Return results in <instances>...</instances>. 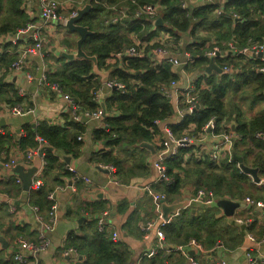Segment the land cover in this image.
<instances>
[{
  "label": "crops",
  "instance_id": "obj_1",
  "mask_svg": "<svg viewBox=\"0 0 264 264\" xmlns=\"http://www.w3.org/2000/svg\"><path fill=\"white\" fill-rule=\"evenodd\" d=\"M87 1L88 0H82L81 6H76L75 10L77 7H84ZM226 1L227 0L214 1V3L217 4L216 8L224 9L223 14L225 13ZM129 2V0H123L119 4L112 5H118V7H128L129 10ZM138 2L140 3L139 0ZM112 5H106L107 9L112 12L111 15L107 17L106 23L111 22L113 17L117 18V21L114 23L122 22L126 19L140 20L142 18L150 22V28L148 31L154 32L151 37H142L136 30L130 32V37L132 38L133 43H139L138 48L143 50V52L146 53V56H150L153 65L157 66L162 63H168L177 73V79H172L168 82H159L157 84L159 92L171 105L172 112L165 117L163 123L159 125L153 124V126L151 125V127H147L149 132L152 133V138L150 140H137L135 142V145H138L137 150L134 149L135 145H131L130 148H123L124 143L127 141L126 138H124L122 142H111V140L118 138V134L110 129L109 120L117 117L120 114V110L115 105L109 108L108 102L115 90L124 92L127 87L125 86L124 89H120L118 87H108L105 81L108 79H116L123 82L118 77L113 75V71L114 68L117 67L125 68V63H127L126 60L129 58H115L113 54V56L107 59V63L110 65L108 66V64L105 63L102 69L99 68L102 72H108V78L103 80L104 76L96 72V74L99 75L100 81L96 88L91 90L90 101L94 107H85L81 103L80 98L74 96L70 91L62 87L66 93H69L75 101L78 102L79 113H83L85 110H97L101 106L106 108V113L100 118H85L84 121H77L75 119L74 112L69 108L68 103L63 99V96L60 93L50 90L47 86L40 85L38 81V71L41 65H44L46 68L44 70L42 69V72L45 74L47 79V71H52L54 68L62 65L63 62L59 61L60 58L64 57V59L68 61L79 59L69 58L63 54H72L77 51L79 34L68 29L61 23L55 22L51 19L41 18L39 0H26L24 8L29 18L28 21L30 19L37 20L43 27L42 33L46 34L49 40L43 48V55L31 57L29 59L28 64L31 66L30 70L36 75V78L29 79L26 76L28 73L26 70L17 72L11 68V65L10 67L0 65V81L8 85H12L16 91L18 90V94L20 96H22L21 91L25 92V95L22 96V104L26 108V111L20 114L13 113L9 110H3L0 112V135L9 134L13 137V141H17L22 134H26V128L29 125L32 126L33 130H37L44 125L52 126L59 129L58 135L61 140V145L54 147L46 138L44 140L47 144L41 145L37 140V136H42L39 134L35 135L36 145L28 146L26 151L19 148V146L15 143L11 144L6 142L3 145L0 144V203L4 204L8 209V214L7 212L4 214L0 212V214H2L0 216H3L2 221L0 220V237H3L6 242L4 244L0 240V264H17L13 258L16 253L23 254L25 257L24 264H81L86 258L85 254L81 253L76 246L70 243L71 241L69 236L73 233H77L79 235H91L96 228L104 230L105 227L108 228V233L112 236V238L113 232L117 231L119 235L117 240H122V242H124L126 247L129 249L131 257L126 264H143L142 257L144 252L157 245V238L155 232L146 236L142 230V223L149 219H155L160 213L164 215L162 202H160L159 207L158 203L153 198V194L148 193L144 189V187L150 186L153 188V191L162 192V190L158 188L161 182L158 180V172L153 164V160L160 152V144L158 145L156 141L161 140L160 138L165 139L166 136L164 126L166 123H168L173 129V127L180 124L186 116L191 115L187 112L181 114L178 111L175 100V89L180 91V89L195 84L200 107L202 90H210L214 84H219L220 76L224 73H227L234 78L236 73L241 71L240 66L236 67L235 64L229 63L226 60V57H229L230 55L235 57L230 54L227 46V42L233 40L234 37L227 41H223L222 47L225 48L222 49L218 45V39L215 36L210 35V40L207 42L205 54L216 46L219 48V53L214 57L206 55L208 57V62L204 65L195 66L197 56L187 48L189 42L192 41V38L189 35L179 33V37H176L170 31L164 29V22L162 25H158L157 22L147 20L145 17L137 19L132 18L130 15L127 17H121L120 14L117 15L118 13L110 8ZM156 5L161 7L163 13V6L159 3ZM64 13L67 14L68 11L66 10ZM143 29L145 30L144 23ZM15 31L1 34L0 39H2V42H0V44H5L3 39H7L11 34L15 33ZM206 35L209 36L207 31L202 29L198 31V36L204 37ZM130 45L131 44L125 46L123 49ZM245 45L246 44L238 46L242 48ZM158 47L166 49L168 55L165 56L162 54H155L154 50ZM10 49V54H15L16 58L17 54L14 52L15 47L10 46ZM186 53H191L194 58L189 66L183 64L175 65L169 62L170 57L178 58L180 61L185 60ZM240 56H243L245 61L251 59L254 61L258 60L251 58L249 55ZM212 58H214L215 64L222 69V72L215 68L210 72L206 70V67L210 64ZM218 58H222V60L218 61ZM124 59L126 60L123 61ZM225 63L233 65L234 71L231 72L224 70L223 67ZM93 66H95L94 62ZM262 76L264 77V75ZM212 77H214V80H212ZM173 80H176V85H172ZM133 83H140V81L134 80ZM257 87V83H252L250 85H245L242 89H240L238 92L241 93L240 95L228 94L225 102L230 120L228 119V122L223 121V125L226 127L227 131L236 133V116L231 110L233 102L238 103L241 107L245 119H251L255 116L264 114V98L260 95V91L257 90ZM229 99H231V103L228 102ZM242 101L243 103H248L250 109H256V111L252 115H249L246 109H244V106L241 103ZM2 104H0V106ZM53 106H61V109H55ZM180 108L183 109L184 105L180 104ZM96 129H105L106 131H110L111 133L108 139L97 137L95 135ZM76 131L79 132V135L77 134L78 136L82 135L83 137L74 147L70 146L68 148L67 143L68 141L74 139ZM258 134L263 136H259ZM256 136L263 140L264 132H257ZM200 139L201 138H198L194 142L197 146V148H195V152L198 157L204 158L206 154L212 152L217 140H214L210 134H207L205 139ZM147 143L152 144L154 150L149 147ZM251 143L253 142L250 139L241 140L238 148L242 150V152L240 155H237L242 156L245 149L254 148V152L248 154L247 157L249 164H246L249 166H252V161L257 159L258 156H256V153L261 152V147H255L254 145H251ZM36 149L39 150L31 158L30 164L22 161L19 163L24 165L25 169L36 166L37 171L35 173L39 172L44 182L48 180V186H53L54 188V185L56 186L57 184L55 181L60 178L61 181H64L63 184H71L70 173H68V171H71L68 170V165L73 167L79 175L88 177L91 180V182H87L83 178L79 179L73 182L75 190L68 188L64 191L57 192L58 220L54 229L51 231H47L42 228L38 219V214L33 208L35 205L30 202V196L28 197L27 202L23 203L22 198L24 195V189L22 180L19 182L18 179L20 177L16 175L13 170L6 167V164L10 163L13 159L20 161L24 153ZM42 149H44L43 152ZM48 150H51L54 156L57 157V162L56 167L47 170L49 174L45 175L46 171L44 170L47 166L45 156ZM109 152L116 158L113 160H107L109 156H103L102 159H99L100 155ZM167 155L168 154L166 153V156ZM234 155L235 154L233 153L232 155H229L230 160L235 159ZM223 156L225 155H222L221 157ZM121 158H123L121 163H124L122 164L124 167L138 165L139 169L129 171L127 174H124L123 172L118 174L119 164L117 165L115 160L118 161ZM106 165L114 166L115 170L112 171L108 169ZM237 165L241 169L239 163H237ZM258 174L262 178V181H264V173ZM12 176H16L17 182L21 184V192L19 194L10 193L6 189L5 182L9 180L10 177L12 178ZM250 177L255 182L251 175ZM261 182L256 183L258 186H261ZM251 190L254 191V189ZM211 191L216 197V193L213 190ZM261 193L264 194V192ZM195 197V189H185L183 197L176 202L189 198V204L183 208L193 207V205L202 206L203 204L196 201ZM11 198L15 200V205L17 206L16 214H11L9 212V202ZM245 198L238 200L240 202H244L245 205L236 208L233 216H226L222 208L219 211V215L221 217L223 216L222 222L231 225L236 230L234 234L235 238H237L236 243L233 241H229V244L218 243L210 250H207L206 248L199 250L188 246L187 243L191 238L186 244L166 243V248L174 250L167 253L163 262L167 261L170 264H191L192 259H199L208 264H216L220 262H225V264H251L249 263L246 254L247 248L251 247L252 254L257 258L256 262L264 264V242L261 241L264 230V207L258 204L256 206H251L249 203L245 202ZM100 201L105 202L103 211L100 209L101 212L97 211L95 213H90L89 210L84 209L88 202L92 204L90 208L95 209V203ZM166 202L168 204L175 203L169 201ZM258 202H262L264 204L263 201L259 200ZM216 204L217 202L215 201L211 205L203 206H213ZM181 209H177L179 213ZM177 210L170 213L169 216L174 215ZM104 212L110 213L107 218V224L101 229L98 217ZM179 213L177 215H179ZM133 214H137V217L131 224H129V226H126L128 220H130ZM175 216L176 215H174L173 218ZM250 217L254 220H250L245 223H239L235 220L236 218L247 219ZM18 227L24 229L23 232L18 234ZM42 234L49 240L50 245L47 246L45 250L39 251L37 255H33L29 250L24 248L20 238L31 242H38ZM249 235H253L256 241L251 242L249 240ZM177 247L183 248L177 250Z\"/></svg>",
  "mask_w": 264,
  "mask_h": 264
},
{
  "label": "trees",
  "instance_id": "obj_2",
  "mask_svg": "<svg viewBox=\"0 0 264 264\" xmlns=\"http://www.w3.org/2000/svg\"><path fill=\"white\" fill-rule=\"evenodd\" d=\"M26 0H0V35L15 31L23 26L28 21L24 3ZM123 0H92V8L86 13L80 21L82 25H86L93 32L83 43V49L87 55H97L98 68L107 63V59L113 56L114 53L121 51L125 46L132 44L133 40L130 37V32L136 30L142 37L149 38L154 32H149L150 22L145 19L134 20L126 19L118 23H106L107 17L111 15V10L107 9V4H119ZM130 1V0H129ZM140 3L161 4L163 13L161 17L164 22V29L170 31L176 37L179 33L189 35L192 41L187 45L196 57L197 65H204L208 62V57L205 54L207 42L210 40V35L218 39V45L222 47V42L234 37L238 45L247 43L248 38L264 42V0H227L225 5V13L221 16L214 14L217 7L216 3L200 4L194 6L189 12L180 6V0H139ZM236 13L238 17H233ZM145 24V30L143 29ZM202 29L207 31L209 36L200 37L198 31ZM127 59V58H126ZM124 59L123 61H125ZM15 60V54L5 52L0 56V65L10 67ZM222 58H218V61ZM229 63L235 64L236 67H241V71L237 72L234 78L224 73L220 76V83L214 84L208 90L201 91L200 107L193 114L186 116L180 124L173 127V131L181 136L183 132L191 125L194 130L191 132L197 134L202 130L203 126L212 118L215 117L217 133L226 129L223 121L228 122L229 112L226 108L225 99L228 94H236L245 85L257 83V90L264 98V77L256 72L255 66L259 63L258 60L245 61L243 56L226 57ZM62 61L60 67L54 68L52 71H47V80L49 84L56 83L66 90L70 91L74 96L80 98L81 103L85 107H94L91 98V90L99 84V75L94 71L92 60L88 58H79L73 60ZM125 63V68H114L113 75L126 83L124 92L115 90L109 99L108 107L116 106L120 110V114L109 120V126L112 131L118 134L117 139L111 140L113 143L122 142L124 138L127 141L123 148L134 146L137 140H150L152 133L147 127L153 126V121L156 118H165L172 112V107L168 100L161 95L157 84L159 82H168L172 79H177L178 75L173 70L170 64L162 63L161 65H153L150 56L143 58H128ZM108 64V63H107ZM106 64V65H107ZM124 64V63H123ZM110 64H108L109 66ZM134 71V72H133ZM134 80H139L140 83H133ZM214 80V77H212ZM23 102V97L18 94V90L6 83L0 81V104L16 105ZM236 119V139L233 145L232 153L240 155L242 150L238 148L241 140L250 139L255 147H261V152L256 153L257 159L252 161V166L259 168V173H264V139L256 136L257 132H264V114L255 116L251 119H245L244 113L238 103L233 102L232 109ZM230 120V119H229ZM26 134H22L17 141H13V137L9 134L0 135V144L6 142L15 143L19 148L27 150L28 146H35V135H42L43 139L54 147L61 145L58 128L52 126H42L37 130H33L29 125L26 128ZM110 131L105 129H96L97 137L107 138ZM76 131L74 139L68 141V148L74 147L78 142ZM240 138V139H239ZM195 144L181 147L177 154L167 157L165 160L168 174L172 177L170 181H162L158 188L166 194V200L176 202L180 200L185 189L193 188L213 190L216 193V202L218 198L229 197L234 200H242L246 196L253 198L255 201L264 202V181L258 186L252 180L249 174L241 171L235 159L230 160L229 154L220 157L219 160H214L211 153L206 154L204 158L196 155ZM254 152V148L245 149L242 156L244 162L248 163V154ZM189 154L187 157L186 155ZM113 160L116 157L112 154L105 153L102 157ZM47 166L44 171L45 175L49 174L47 170L56 167L57 157L54 156L51 150L46 152ZM106 160V161H107ZM118 166V174L123 172L127 174L129 171L139 169L138 165L124 167L121 163L123 158L115 160ZM249 164V163H248ZM70 173V177L73 173ZM57 184H63L61 178L55 181ZM48 180L39 189H31L29 196L30 202L40 208L43 214H47L50 209L51 201L47 198L53 186H48ZM6 189L10 193L21 192V184L17 182V177L12 176L5 182ZM55 186V185H54ZM251 189H254L252 191ZM105 202H96L95 209H91L92 204L88 202L84 207L90 213L104 210ZM211 205V204H210ZM221 208L219 206H194L180 210L179 215H176L172 221L166 224L163 229L165 232V242L175 244H186L190 238H196L203 246L210 250L218 243H227L229 241L237 242L235 238V229L226 223L222 222V217L219 215ZM0 212L8 214V209L4 204L0 203ZM101 212V211H100ZM2 215V214H0ZM137 217L133 214L128 220L126 226L132 223ZM3 216H0L2 221ZM93 221V220H92ZM24 229L17 228L18 234ZM240 237V236H239ZM70 243L83 254L85 260L81 264H126L131 253L122 240H114L108 233V228L104 230L95 229L91 235H79L73 233L69 236ZM164 250H160L155 257H142L143 264H160L166 256ZM18 264V263H17ZM255 264H260L256 262Z\"/></svg>",
  "mask_w": 264,
  "mask_h": 264
},
{
  "label": "built area",
  "instance_id": "obj_3",
  "mask_svg": "<svg viewBox=\"0 0 264 264\" xmlns=\"http://www.w3.org/2000/svg\"><path fill=\"white\" fill-rule=\"evenodd\" d=\"M82 0H64V1H58V0H39V8H40V16L43 19H51L55 22L61 23L62 25L66 26V23L68 19L71 16H74L77 14V11L75 10L76 6H81ZM215 0H180V6L184 10H188L189 12L194 8V6L200 5V4H209L214 3ZM130 8L128 10V7H118V5H112L110 8L113 9L115 12H117L121 17H127L131 16L132 18H141L145 17L147 20H151L152 22H156L159 17H161V7L156 4L152 3H146L141 4L138 2V0H130L129 2ZM67 10L68 13H64ZM216 15H221L224 12L223 8H216L215 9ZM233 17H238L236 13L233 14ZM117 21V18L113 17L111 19V22L114 23ZM43 27L40 23H38L37 20L30 19L23 27L17 28L15 33L11 34L7 39H3L5 44H0V56L4 54L5 52L11 53V47H15L14 52L17 54V57L11 64V68L14 71L20 72V71H28L26 76L29 79L36 78V75L31 72L30 68L31 66L28 64L29 59L31 57L35 56H41L44 54V46L46 42H48V37L46 34L42 33ZM233 40L227 42L228 49L230 51V54L234 55L235 57H240V55H249L251 58H255L259 60V64L255 66L256 72L264 75V42L255 40L253 38H249L246 45L240 48L236 42V40ZM0 42H2V39H0ZM48 44V43H47ZM139 43H133L127 48L114 53L115 58H142L146 56V53L143 52V50L138 48ZM155 54H162V55H168V52L166 49L162 47H158L154 50ZM219 53V48L216 46L211 51L206 52V55L209 57H214ZM193 55L191 53L185 54V60L180 61L178 58L170 57L169 62L171 64H183L189 66L191 61H193ZM155 63V62H154ZM42 69L44 70L46 67L44 65H41ZM224 70L226 71H234L233 65H230L228 63H225ZM40 85L47 86L50 90L55 91L56 93H60L63 96V99L68 103L69 108L74 112L75 119L77 121H84L85 118L87 119H95L100 118L102 115L106 113V108L104 106H101L97 110H85L83 113H79V104L75 101V99L69 94L64 91L62 86L53 83L49 84L45 74H41V78H39ZM108 87H118L120 89L125 88V83L118 81L116 79H108L105 81ZM176 80L172 81V85H176ZM21 95L24 96L25 92L21 91ZM175 100L178 111L183 114L184 112H187L189 114H192L197 108H199V100H198V93L196 92V86L195 84H192L188 87H185L183 89H175ZM23 102L12 105V104H5L3 103L0 106V112L3 110H9L13 113H23L26 111L25 106L22 104ZM180 104L184 105V108H180ZM164 119H154L153 124L159 125L163 123ZM194 126H190L182 136H177L175 132L173 131L172 127L166 123L164 126L165 131V139L160 138L161 140L156 141L160 147V152L157 155V157L153 160L154 167L156 168L158 172V180L160 182L162 181H170L172 177L168 174V169L165 163V160L167 159V156L175 155L178 153L181 147L184 146H190L193 145L194 142L201 138L200 140H203L206 138L207 134H210L211 137L214 140H217V143L215 144L211 156L214 160H219V158L222 155H232L233 151V145L234 141L237 137L236 133L227 131V129L222 130V132L217 133L215 130L216 128V122L215 117H212L202 128L201 131H199L197 134L191 133L193 131ZM229 130V129H228ZM259 136H263L258 134ZM82 135L78 136V139H82ZM37 140L40 142V144H47V142L41 137L37 136ZM36 150H30L24 153L22 159L18 161L17 159H13L10 163L6 164L7 168H10L13 170L19 162H25L27 164H30L31 158L34 156V154L38 151ZM166 153L168 154L166 156ZM187 157L189 154L186 155ZM106 167L112 171H114V166L112 165H106ZM68 170H70L73 175L70 177L71 184H56L52 190L49 191L47 198L51 201V206L47 214H43L40 211V208L38 206H33L34 210L38 214L39 222L44 230L51 231L54 229L57 220H58V202H57V192L58 191H64L68 188L74 189L73 182L77 181L79 179H84L87 182H91L90 178L79 175L71 166H67ZM19 182H21V179H18ZM44 185V181L41 177V174L35 173L33 177V182L31 185V189H39L41 186ZM144 189L148 192L153 194V198L158 203V206L160 207V202L167 201L166 200V194L164 192H155L153 191V188L148 186L144 187ZM195 200L202 203L203 205H210L216 201V197L214 193L211 190L206 189H198L196 192ZM245 202L249 203L251 206L262 205L264 207V204L262 202L255 201L253 198L247 196L245 198ZM9 212L11 214H16L17 212V206L15 205V200L13 198L10 199L9 202ZM110 212H104L98 217V222L101 227V229L107 224V218L109 217ZM179 211L174 215H177ZM169 216L167 219L164 218V215L162 213L158 214V216L155 219H149L142 223V230L147 236L148 234H151L152 232L156 233L157 238V245L150 250L144 252L143 256L152 258L155 257L160 250H164L167 253H170L174 249H168L166 248V242H165V232L163 227L170 222V220L173 218V216ZM236 222L239 223H245L250 220H254L252 217L243 219V218H236ZM109 223V222H108ZM111 225V224H109ZM118 232H113V238L115 240L118 239ZM22 240V244L24 248L29 250L33 255H37L39 251H43L46 249L47 246L50 245V242L48 239L45 238V236L42 234L40 237V240L38 242H31L27 241L23 238H20ZM249 240L251 242H255L256 239L253 235H249ZM262 242H264V230L262 234ZM188 246H191L192 248H196L199 250H203L205 247L203 244L198 241L196 238H191L189 242L187 243ZM183 247L176 248L177 250L182 249ZM247 259L249 263L255 264L257 261L256 256L252 254V248H247ZM14 260L18 264H24L25 257L22 253H16L14 255ZM162 264H170L169 262H163ZM191 264H208L204 263L199 259H192ZM216 264H225V262H220Z\"/></svg>",
  "mask_w": 264,
  "mask_h": 264
},
{
  "label": "water",
  "instance_id": "obj_4",
  "mask_svg": "<svg viewBox=\"0 0 264 264\" xmlns=\"http://www.w3.org/2000/svg\"><path fill=\"white\" fill-rule=\"evenodd\" d=\"M92 8V0H88L86 5L82 8L77 7V14L74 16H71L67 23H66V27L72 31H75L79 34V40L77 42V51L75 53L72 54H67V53H63L64 55H66L69 58H88L90 60H92L94 62V71L97 73H100L101 75H103V80H106L108 78V72H102L99 70L98 68V59H97V55H87L86 51L83 49V43L86 40V38L91 35L93 32L89 29L88 26L86 25H82L80 23V21L83 19L84 15L86 13H88ZM157 24L158 25H162L163 23V19L162 17H159L157 19ZM217 69L218 71L222 72V69L219 68L215 62H214V58L211 59L210 64L206 67L207 71H211L212 69ZM42 74V66L40 67L39 71H38V77L40 78ZM55 107V109H61V106H53ZM147 145L149 147H151L153 150V145L147 143ZM44 149H42L43 152ZM235 159L238 161L239 166L241 167L242 171L245 173L250 174L253 179L255 180V182H261L262 178L259 176V169L258 167H252L247 165L242 156H237L234 155ZM14 173L16 175H18L23 183V189H24V195L22 198L23 203L27 202L28 197H29V193L31 190V185L33 182V177L35 172L37 171V167H32L29 169H25V166L22 164H18L14 169H13ZM189 204V198H186L185 200H181L179 202H175L173 204H168L166 201L162 202V207H163V211H164V218H168L169 214L172 212H175L177 209H181L183 207H185L186 205ZM245 203L244 202H240L238 200H234L231 198H218L217 199V206H219L220 208H222L224 210V213L226 216H233L235 213L236 208L240 207V206H244ZM0 240L5 244V240L3 237H0Z\"/></svg>",
  "mask_w": 264,
  "mask_h": 264
},
{
  "label": "rangeland",
  "instance_id": "obj_5",
  "mask_svg": "<svg viewBox=\"0 0 264 264\" xmlns=\"http://www.w3.org/2000/svg\"><path fill=\"white\" fill-rule=\"evenodd\" d=\"M241 93H237V94H231V95H240ZM236 97V96H235ZM234 97V98H235ZM233 101V100H232ZM228 102L229 103H231V99H229L228 100ZM242 103V105L244 106V109H246V111H247V113L249 114V115H252L255 111H256V109H250V106H249V104L248 103H243V101L241 102ZM134 149L135 150H137L138 149V145H135L134 146ZM263 157V156H262Z\"/></svg>",
  "mask_w": 264,
  "mask_h": 264
}]
</instances>
